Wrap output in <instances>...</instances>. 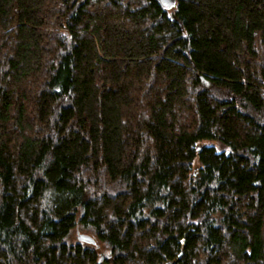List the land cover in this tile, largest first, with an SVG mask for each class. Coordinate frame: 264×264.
Returning a JSON list of instances; mask_svg holds the SVG:
<instances>
[{
	"label": "trees",
	"instance_id": "1",
	"mask_svg": "<svg viewBox=\"0 0 264 264\" xmlns=\"http://www.w3.org/2000/svg\"><path fill=\"white\" fill-rule=\"evenodd\" d=\"M100 247L264 264V0H0V264Z\"/></svg>",
	"mask_w": 264,
	"mask_h": 264
},
{
	"label": "water",
	"instance_id": "2",
	"mask_svg": "<svg viewBox=\"0 0 264 264\" xmlns=\"http://www.w3.org/2000/svg\"><path fill=\"white\" fill-rule=\"evenodd\" d=\"M157 1L159 5L167 11H171L175 9L177 5V0H157ZM77 239L78 242L80 243H85L90 245L97 244V241L93 236H91L90 234L82 233L79 230H77ZM103 261H104V256L101 255L98 264H102ZM167 264H171V263H167Z\"/></svg>",
	"mask_w": 264,
	"mask_h": 264
},
{
	"label": "rangeland",
	"instance_id": "3",
	"mask_svg": "<svg viewBox=\"0 0 264 264\" xmlns=\"http://www.w3.org/2000/svg\"><path fill=\"white\" fill-rule=\"evenodd\" d=\"M198 146L199 147H204V146H206V147H213V148H215L219 152L228 151L226 149V147L222 143H220L218 141H209V140H207V141L201 142ZM199 167H201V164L198 161H196L195 162V165H194V169H198ZM86 234H89V233H86ZM71 242L72 243H77L78 242V239H77V231H74L73 236L71 238ZM99 253H100V255H102V254H105L106 255V254L109 253V251L106 250L104 247H102V248L100 247Z\"/></svg>",
	"mask_w": 264,
	"mask_h": 264
}]
</instances>
